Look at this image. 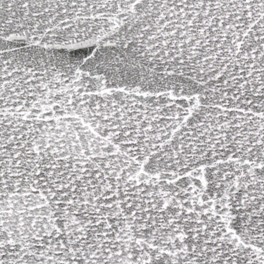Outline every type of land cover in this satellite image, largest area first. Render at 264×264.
<instances>
[{
    "label": "snow or ice",
    "instance_id": "obj_1",
    "mask_svg": "<svg viewBox=\"0 0 264 264\" xmlns=\"http://www.w3.org/2000/svg\"><path fill=\"white\" fill-rule=\"evenodd\" d=\"M0 264H264V0H0Z\"/></svg>",
    "mask_w": 264,
    "mask_h": 264
}]
</instances>
